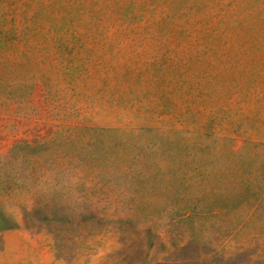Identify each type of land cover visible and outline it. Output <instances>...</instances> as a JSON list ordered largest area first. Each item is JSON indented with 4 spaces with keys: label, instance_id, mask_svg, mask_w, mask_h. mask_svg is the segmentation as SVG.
I'll return each instance as SVG.
<instances>
[{
    "label": "rangeland",
    "instance_id": "1",
    "mask_svg": "<svg viewBox=\"0 0 264 264\" xmlns=\"http://www.w3.org/2000/svg\"><path fill=\"white\" fill-rule=\"evenodd\" d=\"M0 264H264V0H0Z\"/></svg>",
    "mask_w": 264,
    "mask_h": 264
}]
</instances>
